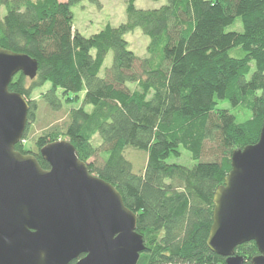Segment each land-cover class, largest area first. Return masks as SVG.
Returning a JSON list of instances; mask_svg holds the SVG:
<instances>
[{
	"label": "trees",
	"instance_id": "trees-1",
	"mask_svg": "<svg viewBox=\"0 0 264 264\" xmlns=\"http://www.w3.org/2000/svg\"><path fill=\"white\" fill-rule=\"evenodd\" d=\"M83 1L98 4L0 0L1 47L38 62L33 81L19 73L9 86L27 99L29 124L39 110L29 99L35 90L50 85L42 101L53 113L61 111L62 99L84 96L63 128L54 125L35 140V152L24 149L26 134L16 150L49 169L40 150L65 136L91 173L112 184L137 215L146 247L138 264H225L207 247L213 198L232 169V153L260 139L264 0H165L151 11L130 4L125 24L89 38L73 29L72 9ZM237 19L243 32H226ZM137 29L150 38L145 59L125 39ZM238 49L242 56H232ZM111 52L112 65L101 77ZM222 103L235 114L219 108ZM181 147L197 163L192 170L167 163L181 156ZM127 149L147 153L143 171L134 172ZM94 158L101 161L89 162ZM236 254L249 264L259 252L248 243Z\"/></svg>",
	"mask_w": 264,
	"mask_h": 264
},
{
	"label": "water",
	"instance_id": "water-1",
	"mask_svg": "<svg viewBox=\"0 0 264 264\" xmlns=\"http://www.w3.org/2000/svg\"><path fill=\"white\" fill-rule=\"evenodd\" d=\"M38 69L0 45V264H138L146 247L137 215L69 140L41 148L49 169L16 150L30 107L9 86L19 73L33 81ZM231 168L213 198L207 247L225 264H245L236 249L255 243L249 264H264V120L258 143L235 150Z\"/></svg>",
	"mask_w": 264,
	"mask_h": 264
},
{
	"label": "rangeland",
	"instance_id": "rangeland-1",
	"mask_svg": "<svg viewBox=\"0 0 264 264\" xmlns=\"http://www.w3.org/2000/svg\"><path fill=\"white\" fill-rule=\"evenodd\" d=\"M64 2L66 0H59ZM130 4H133L137 10L151 11L157 10L167 5L165 0L152 1V0H98V4L91 3L89 1H83L72 9L74 14V31L79 32L82 36L89 38L93 35L100 33L107 26L117 28L127 21V9ZM4 13L2 12V15ZM226 32H243V25L241 19L226 29ZM129 45V50L135 54L139 59H145L148 57L147 48L150 43V38L147 37L141 29H137L134 32L125 36ZM232 56L241 57V50L237 52L233 51ZM113 53H109L106 57L103 69L101 71V77H104L105 72L112 65ZM131 87V85H129ZM134 88V86H132ZM50 90V85H46L43 88L35 90L30 96L31 101L38 103V113L35 123L28 125L26 131V140L22 143L26 151L35 152V140L47 132L52 126L58 125L59 128H63L68 121L69 113L72 110L83 107V95L79 96L77 102H66V99H62L63 107L60 112L53 113L42 101L43 95ZM59 96L62 97L61 92ZM219 108L228 109L231 114H235L236 110L227 103H222ZM87 111H91L90 107L85 108ZM59 139L68 140L65 136H61ZM93 143L98 147L101 141L98 136L94 137ZM124 156L133 164L134 172L139 173L143 171L146 166L148 155L144 151L127 149L124 152ZM100 162L101 159H90L89 162ZM169 165H177L187 170H192L197 164L192 160L191 154L181 147V156L179 158H171L167 161Z\"/></svg>",
	"mask_w": 264,
	"mask_h": 264
}]
</instances>
